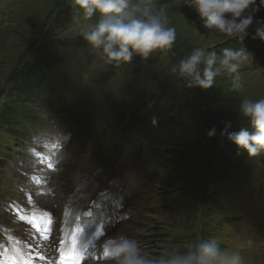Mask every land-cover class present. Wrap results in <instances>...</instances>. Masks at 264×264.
Instances as JSON below:
<instances>
[{
  "label": "rangeland",
  "instance_id": "374dc122",
  "mask_svg": "<svg viewBox=\"0 0 264 264\" xmlns=\"http://www.w3.org/2000/svg\"><path fill=\"white\" fill-rule=\"evenodd\" d=\"M141 2L165 27L175 29L176 38L166 51L147 57L133 53L129 61H117L85 38L101 17L94 13L86 18L75 0H0V116L7 106L14 115L21 109L27 120L29 115L46 117L35 126L14 122L12 129H0V229L21 231L6 202L20 198L16 185L24 184L28 161L24 143L45 154L47 145L55 148L63 141L57 149L60 162H52L53 171L43 176L44 197L53 202L46 208L56 215L71 196L85 204L103 188L120 194L111 214L114 238H133L144 264H171L198 255L204 243L218 249L212 264H230L235 255L240 264H264V151L250 156L227 138L251 127L240 111L243 101L264 99V44L257 55L246 52L248 59L236 73L223 72L202 87L180 74V61L196 48L205 57L213 52L219 57L225 48H237L239 39L207 29L190 0ZM61 24L65 32L48 46L44 36L50 40ZM257 27H264V7L245 40L254 37ZM47 58H63L64 63L51 73L44 69L45 81L34 94L37 70L23 73L37 63L41 76ZM205 66L202 62L201 75ZM161 93L174 101L167 111L173 123L151 117ZM73 129L82 150L70 143ZM42 134L51 138L39 143ZM173 147L188 155L177 158L169 152ZM205 149L207 155L202 154ZM99 150L118 166L106 173L100 163H92L89 157ZM237 152L240 158L250 157L240 161ZM209 159L213 163L205 169ZM224 159L235 170L229 180L210 184L219 175L217 162ZM119 227L126 233H119ZM0 234V244H7L5 231ZM107 264H117L116 258Z\"/></svg>",
  "mask_w": 264,
  "mask_h": 264
},
{
  "label": "clouds",
  "instance_id": "9594fccd",
  "mask_svg": "<svg viewBox=\"0 0 264 264\" xmlns=\"http://www.w3.org/2000/svg\"><path fill=\"white\" fill-rule=\"evenodd\" d=\"M195 11L209 30H215L225 38L243 39L247 29L254 22V15L264 7V0H190ZM86 18L94 13L100 14L99 23L85 38L97 48L102 47L109 60L129 61L133 53L147 57L155 50L171 49L176 38L175 29L165 27V21L151 13L141 0H75ZM257 25L261 22L255 21ZM264 40V27L255 29L254 38ZM248 54L240 49L233 51L225 48L221 56L215 52L205 57L204 50L196 48L191 55L180 61L181 75L192 78V83L209 87L214 78L223 72L236 73L241 63L247 61ZM206 66L201 75V63ZM214 65H216L214 67ZM243 117L250 122L252 131L241 129L231 134V141L250 156L264 151V99L257 101L245 99L240 106ZM49 239V237H48ZM11 248L0 244V264H32L31 258L20 246L22 241L8 237ZM115 245L112 250L117 264H144L140 259L134 241L127 239L110 241ZM107 255V251L105 253ZM218 255L213 243L200 245L199 254H191L183 259H174L171 264H212ZM57 264H78L77 240L70 238L67 250L60 254ZM230 264H240V257L235 255Z\"/></svg>",
  "mask_w": 264,
  "mask_h": 264
},
{
  "label": "trees",
  "instance_id": "16d2710c",
  "mask_svg": "<svg viewBox=\"0 0 264 264\" xmlns=\"http://www.w3.org/2000/svg\"><path fill=\"white\" fill-rule=\"evenodd\" d=\"M62 25L63 24H61L58 27H62ZM247 41H248V39L245 40V38L239 39V43L237 45V48H230V49H232L233 51H238L240 49H243L244 51L245 50L248 51L249 42H247ZM49 45H50V43H48V46ZM49 62H50V58H47V60H46V63L47 64L46 63L45 64L46 65H49ZM34 68L37 70L36 71V73H37L36 75L33 74ZM39 70H40V67H38L37 66V63H36V64L33 65V67L31 69L28 70V72L25 71L26 73H23V76L26 75V74H29V75L32 74V75L35 76L36 79H38L40 77V74L38 73ZM175 81H176L175 79H171V83H176ZM197 97L198 96L195 97V101H199V98H197ZM154 103L155 104H153V108H152V111H151V117L154 118V117H157V115H158L159 122H161L163 119H165L166 122H167V124H169L170 122L173 123V118L174 117H173V115L168 114L167 111L170 110L171 105L174 103V101L172 99L167 98V94L161 93V95L156 100H154ZM13 113H14V111L10 108L7 111L5 110V112H3L2 115L0 116V121H1V119H4V121H5L4 124L6 125L7 128L9 127L10 124H12V120L15 119V116H11V115H14ZM15 115H18V116H21L22 117V112L19 111ZM167 118H170V120H168ZM214 118H216V117H214ZM246 128L249 129V131H252V127L249 126V127H246ZM228 137H230V134L227 135V138ZM173 148H176V147H173ZM169 152L171 154H176V157L177 158H179V157L180 158H184V157H186L188 155V154L182 153L181 150H179L177 148L176 149H171ZM202 154L207 155L206 149L204 150V152H202ZM236 156H237L238 159H241L240 156H239V154H238V152H237ZM211 163H213V160L211 162V159H209L205 169H210L211 168ZM217 163L219 165V169L217 170V172L219 173V175H217L216 177L213 176L216 182H213V183H210V184L218 183L220 180H229V178H228L229 176L228 175L235 170L234 164H232L231 162H229L228 159H224L223 160V163H220V162H217ZM217 172H216V174H217ZM224 173H225V175H224ZM206 176H208V174H206Z\"/></svg>",
  "mask_w": 264,
  "mask_h": 264
},
{
  "label": "bare ground",
  "instance_id": "6f19581e",
  "mask_svg": "<svg viewBox=\"0 0 264 264\" xmlns=\"http://www.w3.org/2000/svg\"><path fill=\"white\" fill-rule=\"evenodd\" d=\"M256 2H257V0H256ZM257 5H259L258 3H257ZM257 18V13H255V15H254V18ZM7 31V30H6ZM9 32V31H8ZM184 40V39H183ZM3 47V46H2ZM4 50V49H3ZM257 85V84H256ZM259 85V84H258ZM258 89V88H257ZM256 93H258L257 91H256ZM259 94V93H258ZM257 95V94H256ZM56 200V199H55ZM40 203H41V205H46L45 207H47V206H49V205H51L53 202L48 198V197H45V198H42L41 200H40ZM51 207H53V206H51ZM46 209V208H45ZM47 210H49V209H47ZM129 223H130V221H129ZM121 225V224H120ZM126 227V226H125ZM120 228V227H119ZM128 228V227H127ZM134 228V227H133ZM115 231H116V229H114ZM127 230V229H126ZM126 230L122 227V228H120V231H118L119 233H123V232H125L126 233ZM133 230V229H132ZM117 232V231H116ZM115 233V232H114ZM114 233L112 234L113 235V237H114ZM131 233V232H130ZM118 235V234H117Z\"/></svg>",
  "mask_w": 264,
  "mask_h": 264
},
{
  "label": "snow or ice",
  "instance_id": "6c2138e0",
  "mask_svg": "<svg viewBox=\"0 0 264 264\" xmlns=\"http://www.w3.org/2000/svg\"><path fill=\"white\" fill-rule=\"evenodd\" d=\"M60 255V254H59ZM40 258V257H39ZM32 261V260H31Z\"/></svg>",
  "mask_w": 264,
  "mask_h": 264
}]
</instances>
